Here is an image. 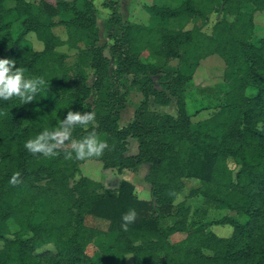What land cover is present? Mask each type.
I'll list each match as a JSON object with an SVG mask.
<instances>
[{"label":"trees","instance_id":"trees-1","mask_svg":"<svg viewBox=\"0 0 264 264\" xmlns=\"http://www.w3.org/2000/svg\"><path fill=\"white\" fill-rule=\"evenodd\" d=\"M7 1L0 0V58L15 60L26 76L43 77L45 84L26 104L17 97L0 100V264H125L127 255L132 264H264V32L255 36L253 20L255 12H264V0H165L147 7V25L124 20L118 2L106 0L102 28L112 43L104 46L97 44L95 0H11L12 7ZM213 14L217 20L206 34L202 29ZM58 27L65 40L54 34ZM29 34L42 43L41 51L26 47ZM61 46L76 50L74 62L56 52ZM105 49L116 62L113 74ZM145 50L179 64L169 69L144 62ZM211 55L224 62L222 81L204 89H222L224 102L188 114L185 86ZM85 68L92 70V87L85 84ZM124 80L128 87L121 92ZM130 90L142 100L133 120L119 127ZM92 91L90 105L85 101ZM172 97L176 116L151 107L168 105ZM205 110L212 111L207 118L192 120ZM69 111L94 112L95 119L73 128L58 155L24 147L42 130L58 128ZM93 132L107 147L100 156L76 159L71 141ZM129 138L137 142L134 155L126 154ZM89 158L118 171L147 164L153 212L126 181L116 190L88 178L71 185ZM178 196L182 201L175 203ZM197 197L223 211L222 217L206 221V208L186 205ZM133 209L135 220L124 230L122 217ZM39 212L43 219L35 223ZM96 221L113 226L115 237L89 255L88 244L104 233ZM212 226H230L232 233L219 237ZM176 233L184 238L171 242Z\"/></svg>","mask_w":264,"mask_h":264},{"label":"rangeland","instance_id":"rangeland-1","mask_svg":"<svg viewBox=\"0 0 264 264\" xmlns=\"http://www.w3.org/2000/svg\"><path fill=\"white\" fill-rule=\"evenodd\" d=\"M104 1L106 0H95L94 4L96 8L99 11V18L97 20V25L99 29V40L98 45L104 46L107 44H111L112 41L107 39L104 30L102 28V22L103 20L108 16L109 9H107L104 6ZM117 1L119 4V12L124 20H128L133 23H137L139 25H147L149 23V13L147 11V7L151 4L160 5V4H168L165 2V0H114ZM7 7H12L13 2L11 0H8L5 4ZM247 11H252L251 6H247ZM217 15L213 14L211 15L209 19V23L207 26L203 27V32L206 34H210L211 27L214 24V22L217 20ZM254 24H255V36L261 37L263 36L264 32V12H255L254 13ZM194 24L200 25V21L197 19L194 21ZM170 28H176L177 24L175 21H171L169 23ZM192 27V23H189L186 26V29H189ZM20 30V24L16 23L13 26V33L14 36L18 34ZM53 32L55 35L60 37L61 40L66 39V33L64 28L58 27L53 29ZM28 45L26 47H31L36 51H41L43 46L42 43L36 40L35 36L33 34L28 35ZM56 52L59 54H65L67 55V63L74 62V58L76 55L75 49H68L67 46H61L58 47ZM104 54L106 57L109 58V71L111 74L114 73L116 69V62L115 59L109 54V51L107 49L104 50ZM140 58L144 62H150L152 64H155L157 66H165L169 69L176 68L179 64L177 60H169L167 62H163V59L159 57L153 58V54H151V51L145 50L140 54ZM87 75V79L85 84L88 87H92L94 82V76L92 73V70L85 68L84 69ZM223 70H224V62L223 60L218 57L217 55H211L207 57L206 59L202 60L198 68L195 71L193 83L187 84L185 86V94H184V103L185 108L188 114H194L198 109L202 107H208L212 110V108H215L218 105H221L224 102V91L219 88H212L208 90L207 88L204 89V87H214L215 85L219 84L222 81L223 76ZM156 81V77L154 78ZM124 84L120 85V90L123 92L122 86L125 88L128 87V81H123ZM248 95H253L251 91H247ZM96 100V95L94 91L91 92L89 98L85 101V103L92 105L94 101ZM142 100V95L137 92L136 90H130L128 92L125 106L122 110L119 112V118H118V126L124 127L128 123H130L133 120L134 113L136 111V108L140 101ZM151 107L157 111L158 114H169L172 116L177 115L178 105L175 98H171L170 103L165 106H154L153 104ZM212 111L205 110L199 112L196 116H193L192 120L198 121L207 118ZM127 155H134L137 153V142L134 139L129 138L127 140ZM148 165L142 164L137 170L131 171V170H123L118 171L116 168L113 169H105L103 167L102 162L96 160V159H85L78 167V172L74 176L73 180L70 182L71 185L73 183H76L81 178H88L96 183H99L103 188L116 190L119 186V184L122 181H126L133 187V194L137 198L138 201L147 203L150 207L149 214L153 212V199L150 194V187L149 184L146 182L145 177L148 174ZM230 167L236 172L239 170V166L236 164H231ZM189 185H194V181H190ZM182 201V196H178L175 203H179ZM186 205H191L194 207H204L206 208V218H204L206 221L211 220H218L222 217L223 211H220L215 207V205L210 204L206 202L203 198L197 197L194 199H189L186 201ZM43 219L42 213H37L34 216V222L38 223ZM96 226L104 231V233L92 240L88 246L86 247V252L89 255H92L100 245L102 244H109L112 243L115 237V229L113 226L109 225L106 222H99L96 221ZM8 226L11 231H16L17 226L14 222L8 221ZM211 230L214 234H216L219 237H228L232 233V228L230 226H212ZM184 238V235L181 233H176L170 237L171 242H178ZM1 246V243H0ZM51 246H48L50 248ZM125 264H132V256L127 255L125 257Z\"/></svg>","mask_w":264,"mask_h":264},{"label":"clouds","instance_id":"clouds-1","mask_svg":"<svg viewBox=\"0 0 264 264\" xmlns=\"http://www.w3.org/2000/svg\"><path fill=\"white\" fill-rule=\"evenodd\" d=\"M16 61L8 58H0V100H10L13 97L19 98L24 104L33 101L40 87L45 84L43 77H29L25 75V70L16 67ZM94 112H72L69 111L66 117L60 121L58 128L53 130L44 129L34 138L28 139L24 147L31 153H42L45 156H55V151L71 137L72 130L77 125L86 126L89 122L94 121ZM71 147L75 151L76 159L86 157L100 156L107 147V142L99 139L96 134L90 133L81 140H72ZM69 152L66 158H71ZM16 173L11 177L10 182L18 183ZM136 217L135 210H129L122 217L124 223L121 227L127 230L128 224L134 222Z\"/></svg>","mask_w":264,"mask_h":264}]
</instances>
